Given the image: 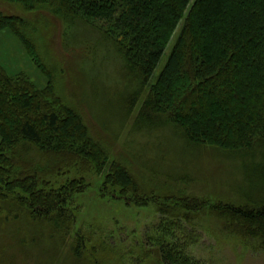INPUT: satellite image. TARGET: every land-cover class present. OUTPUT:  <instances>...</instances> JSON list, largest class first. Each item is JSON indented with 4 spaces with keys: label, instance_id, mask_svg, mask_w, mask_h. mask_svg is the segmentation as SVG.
Listing matches in <instances>:
<instances>
[{
    "label": "trees",
    "instance_id": "1",
    "mask_svg": "<svg viewBox=\"0 0 264 264\" xmlns=\"http://www.w3.org/2000/svg\"><path fill=\"white\" fill-rule=\"evenodd\" d=\"M5 1L27 12L47 11L69 26L87 24L115 47L134 85L113 108L115 127L148 134L170 129L189 152L212 148L243 159L260 157L264 177V0ZM27 24L0 11V32H12L47 79L39 88L26 74L12 75L0 64V205L24 209L32 220L69 235L75 223L69 202L88 185L81 176L55 187L48 177L81 164L104 177V195L137 206L158 204L162 218L171 220L165 231L170 237L181 220L190 223L191 215L208 210L232 233L264 249V195L213 201L146 189L145 177L113 157L76 106L63 103L23 32ZM161 155L167 159L169 153ZM156 166L152 160L144 164L170 181L192 179ZM167 239L157 241L162 264H204L188 253L186 239ZM75 240L71 247L78 257L84 239Z\"/></svg>",
    "mask_w": 264,
    "mask_h": 264
},
{
    "label": "rangeland",
    "instance_id": "2",
    "mask_svg": "<svg viewBox=\"0 0 264 264\" xmlns=\"http://www.w3.org/2000/svg\"><path fill=\"white\" fill-rule=\"evenodd\" d=\"M0 11L26 20L23 32L51 72L63 103L76 106L113 157H122L145 177L146 189L178 190L213 201L245 202L264 195V177L257 166L260 157L243 159L212 148L189 152L170 129L148 134L135 132L129 125L115 127L113 108L120 93L126 94L134 85L115 47L91 26L80 22L69 26L47 11L27 12L5 0H0ZM0 64L12 75L26 74L39 88L47 84L23 43L10 31L0 32ZM163 152L169 153L167 159ZM149 160L164 172L179 170L192 179L182 183L155 176L144 167ZM68 169L52 174L48 181L59 187L75 177L86 180L87 188L68 205L75 217L72 232L62 236L45 222L32 220L24 209L2 203L0 264H162L157 241L174 236L186 239L188 253L204 264H264V249L255 240L232 233L208 210L191 215L190 223L181 220V228L173 226L175 233L170 237L165 231L171 220L162 218L158 204L137 206L113 199L101 192L104 177L92 167L79 164ZM78 236L84 239L83 252L75 257L71 246Z\"/></svg>",
    "mask_w": 264,
    "mask_h": 264
}]
</instances>
